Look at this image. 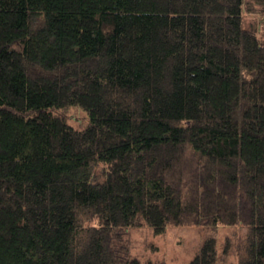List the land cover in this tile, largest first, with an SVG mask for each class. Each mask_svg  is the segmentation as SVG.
Here are the masks:
<instances>
[{
	"label": "trees",
	"instance_id": "trees-1",
	"mask_svg": "<svg viewBox=\"0 0 264 264\" xmlns=\"http://www.w3.org/2000/svg\"><path fill=\"white\" fill-rule=\"evenodd\" d=\"M253 13L264 0H0V264H169L132 254L142 226L201 228L186 264H264ZM219 225L246 230L219 247Z\"/></svg>",
	"mask_w": 264,
	"mask_h": 264
},
{
	"label": "rangeland",
	"instance_id": "rangeland-1",
	"mask_svg": "<svg viewBox=\"0 0 264 264\" xmlns=\"http://www.w3.org/2000/svg\"><path fill=\"white\" fill-rule=\"evenodd\" d=\"M244 25L257 26L259 33L263 36L264 19L259 14H246ZM69 122L73 126L85 124L86 116L77 107H72L67 111ZM101 168L98 167V171ZM102 177L101 172H98ZM245 228L241 225L225 226L219 225L215 228L217 242L231 236L241 237L245 233ZM202 237V229L195 226H168L164 232L154 234L146 226L129 230L132 254L142 258H163L169 264H186L198 249ZM238 257L233 252L228 257L221 259L219 264H237Z\"/></svg>",
	"mask_w": 264,
	"mask_h": 264
}]
</instances>
